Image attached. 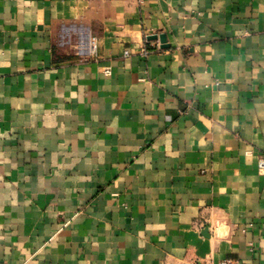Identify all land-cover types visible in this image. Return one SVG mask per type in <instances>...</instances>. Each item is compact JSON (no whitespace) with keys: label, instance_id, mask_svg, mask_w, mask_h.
<instances>
[{"label":"crops","instance_id":"1","mask_svg":"<svg viewBox=\"0 0 264 264\" xmlns=\"http://www.w3.org/2000/svg\"><path fill=\"white\" fill-rule=\"evenodd\" d=\"M225 258L264 264V0H0V264Z\"/></svg>","mask_w":264,"mask_h":264},{"label":"built area","instance_id":"2","mask_svg":"<svg viewBox=\"0 0 264 264\" xmlns=\"http://www.w3.org/2000/svg\"><path fill=\"white\" fill-rule=\"evenodd\" d=\"M61 44L73 45L76 55L82 60L96 59L98 56V40L89 26L72 23L65 25L60 35ZM110 73V69H106ZM217 264H245L239 259L225 258Z\"/></svg>","mask_w":264,"mask_h":264},{"label":"water","instance_id":"3","mask_svg":"<svg viewBox=\"0 0 264 264\" xmlns=\"http://www.w3.org/2000/svg\"><path fill=\"white\" fill-rule=\"evenodd\" d=\"M157 37H158L157 35H152V36H150L149 38H150V39H154V38H157ZM160 38H161V40H162L163 42L166 40L165 35H161Z\"/></svg>","mask_w":264,"mask_h":264}]
</instances>
